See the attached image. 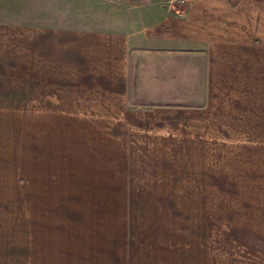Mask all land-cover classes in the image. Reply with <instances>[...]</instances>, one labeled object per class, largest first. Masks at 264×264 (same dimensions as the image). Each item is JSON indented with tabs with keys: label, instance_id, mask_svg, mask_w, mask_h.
I'll list each match as a JSON object with an SVG mask.
<instances>
[{
	"label": "crops",
	"instance_id": "0c3cea01",
	"mask_svg": "<svg viewBox=\"0 0 264 264\" xmlns=\"http://www.w3.org/2000/svg\"><path fill=\"white\" fill-rule=\"evenodd\" d=\"M259 73L264 0H0V85H27V104H34V85H43L54 92L42 94L39 104L73 108L50 140L48 157L56 183L75 187L68 201L79 194L80 201L93 202V138L102 144L93 122L112 132L121 128L123 133L110 135L121 153L139 154L146 152L143 138L165 137L200 121L207 167L221 161L212 154L217 144L240 146L244 137L251 145L264 138ZM3 104L0 86V264H22L20 246L26 263L37 264L30 242L43 245L45 230L26 207L19 237L18 114ZM27 168L34 167L28 162ZM29 171L25 176L34 177ZM69 247L72 253L58 245L55 264H81L75 250L81 246Z\"/></svg>",
	"mask_w": 264,
	"mask_h": 264
},
{
	"label": "rangeland",
	"instance_id": "374dc122",
	"mask_svg": "<svg viewBox=\"0 0 264 264\" xmlns=\"http://www.w3.org/2000/svg\"><path fill=\"white\" fill-rule=\"evenodd\" d=\"M257 81L264 85V73ZM0 86L2 99L8 102L2 109L18 114L19 237L26 228V207L45 230L43 245L30 242L32 263L55 264L58 245L72 253L74 247L69 246L76 243L81 246L75 249L82 255L81 264H132L136 258L143 264H157L156 259L161 264H264V138L260 135L251 145L244 137L240 146L217 144L212 154L221 161H212L209 169V161L202 157L200 121L177 133L162 131L165 137L143 138L146 152L139 154L121 153V143L110 136L123 133L121 128L112 132L93 122L99 124L94 133L102 143L93 138L97 151L93 202L80 201L79 194L78 200L68 201L75 187L56 183L58 174L51 170L48 157L50 140L73 108L39 104L42 94L54 92L42 90L43 85L30 90L34 104H27V85ZM85 91L83 86L81 92ZM97 91L100 86L93 93ZM14 100L17 103L9 104ZM196 117L200 119V114ZM104 142L112 147L106 149ZM27 171L34 177H26ZM18 256L28 264L24 246Z\"/></svg>",
	"mask_w": 264,
	"mask_h": 264
}]
</instances>
